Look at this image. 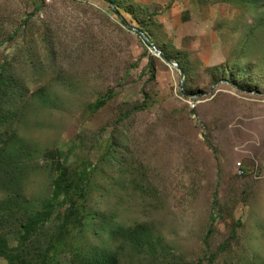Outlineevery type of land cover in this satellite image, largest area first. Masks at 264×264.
<instances>
[{"label":"rangeland","instance_id":"rangeland-1","mask_svg":"<svg viewBox=\"0 0 264 264\" xmlns=\"http://www.w3.org/2000/svg\"><path fill=\"white\" fill-rule=\"evenodd\" d=\"M113 1L0 0V264H264V0Z\"/></svg>","mask_w":264,"mask_h":264},{"label":"trees","instance_id":"trees-1","mask_svg":"<svg viewBox=\"0 0 264 264\" xmlns=\"http://www.w3.org/2000/svg\"><path fill=\"white\" fill-rule=\"evenodd\" d=\"M105 1H108L111 5V10L114 12V14L117 15V17L119 18V20L124 24V25H128L124 16L122 15V12H121V9L119 8L118 4L116 2H114L113 0H105ZM142 31H140L138 29V33H140ZM148 36V35H147ZM148 44V43H147ZM148 46H151L150 44H148ZM167 58H170L168 55H166ZM142 107H135L134 109L135 110H139L141 109ZM72 182L70 180V178H66L65 177V172H64V166L63 168L61 169V172L59 173L58 177L56 178L55 182H54V189H53V193H52V199L50 201V203L48 204V206H52V203H54L60 196L61 194L63 195V192H64V198H68V191L69 189L72 187ZM213 202L216 204L217 202V195L216 193L214 194V199H213ZM48 211L49 210H44L43 212H41L40 214H37L35 215L33 218L29 219L27 221V223L24 225V228L26 231H29L30 229L34 228L38 223L44 221V217H46V215L48 214ZM214 219L215 217H212L211 218V223H210V227L207 231V235L210 234L211 230H212V223L214 222ZM79 224V221L76 222V226ZM58 239H60L58 237ZM96 254H99L100 253H97L95 252Z\"/></svg>","mask_w":264,"mask_h":264},{"label":"water","instance_id":"water-1","mask_svg":"<svg viewBox=\"0 0 264 264\" xmlns=\"http://www.w3.org/2000/svg\"><path fill=\"white\" fill-rule=\"evenodd\" d=\"M132 30L135 32H138V30L134 27H132ZM139 35L143 38V40L151 45L152 48V54L157 56L158 58H160L162 61L165 62L166 65H168L169 67L173 68L174 70H176L179 74V86H180V93L182 95H184L185 93L183 92V72L181 70V68L173 61H171L169 58H167L166 54L164 52H162L161 50H159L155 45L152 44L150 38L143 32H140Z\"/></svg>","mask_w":264,"mask_h":264}]
</instances>
